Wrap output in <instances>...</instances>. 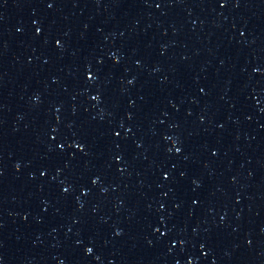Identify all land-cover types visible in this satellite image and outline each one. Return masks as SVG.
Masks as SVG:
<instances>
[{"label": "water", "instance_id": "95a60500", "mask_svg": "<svg viewBox=\"0 0 264 264\" xmlns=\"http://www.w3.org/2000/svg\"><path fill=\"white\" fill-rule=\"evenodd\" d=\"M0 264H264V0H0Z\"/></svg>", "mask_w": 264, "mask_h": 264}]
</instances>
